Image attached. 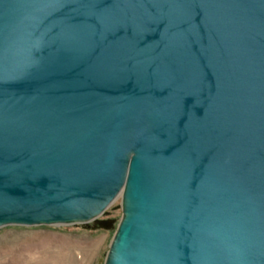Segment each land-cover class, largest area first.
Instances as JSON below:
<instances>
[{"label":"water","instance_id":"obj_1","mask_svg":"<svg viewBox=\"0 0 264 264\" xmlns=\"http://www.w3.org/2000/svg\"><path fill=\"white\" fill-rule=\"evenodd\" d=\"M119 196L103 264H264V0H0V229Z\"/></svg>","mask_w":264,"mask_h":264},{"label":"rangeland","instance_id":"obj_2","mask_svg":"<svg viewBox=\"0 0 264 264\" xmlns=\"http://www.w3.org/2000/svg\"><path fill=\"white\" fill-rule=\"evenodd\" d=\"M98 219L114 221L112 230L85 225L9 226L0 229V264H103L121 219V197ZM92 226V223H89Z\"/></svg>","mask_w":264,"mask_h":264}]
</instances>
